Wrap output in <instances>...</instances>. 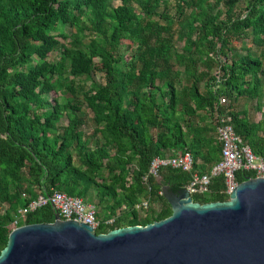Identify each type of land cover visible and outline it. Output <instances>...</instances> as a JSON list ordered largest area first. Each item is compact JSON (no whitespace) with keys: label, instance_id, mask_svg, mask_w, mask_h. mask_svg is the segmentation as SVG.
Returning <instances> with one entry per match:
<instances>
[{"label":"trees","instance_id":"1","mask_svg":"<svg viewBox=\"0 0 264 264\" xmlns=\"http://www.w3.org/2000/svg\"><path fill=\"white\" fill-rule=\"evenodd\" d=\"M117 1L0 0V252L17 210L35 192L86 200L94 191L102 219L122 207L95 235L167 218L160 182L170 193L183 191L189 175L166 167L152 178L150 161L179 149L202 173L219 158L205 130L184 142L180 107L187 117L210 118L223 96L234 134L264 158V118L249 121L237 103L264 106V0L242 9L238 0ZM173 26L183 39L178 51ZM121 40L129 42L131 62L118 71ZM251 176L239 171L234 180ZM223 191L222 177L213 178L191 202H226ZM146 198L147 214H129ZM53 214L46 205L19 225L51 223Z\"/></svg>","mask_w":264,"mask_h":264},{"label":"water","instance_id":"2","mask_svg":"<svg viewBox=\"0 0 264 264\" xmlns=\"http://www.w3.org/2000/svg\"><path fill=\"white\" fill-rule=\"evenodd\" d=\"M160 185L171 211L161 221L95 235L54 213L51 223L11 230L0 264H264V179L204 205Z\"/></svg>","mask_w":264,"mask_h":264},{"label":"built area","instance_id":"3","mask_svg":"<svg viewBox=\"0 0 264 264\" xmlns=\"http://www.w3.org/2000/svg\"><path fill=\"white\" fill-rule=\"evenodd\" d=\"M227 101L221 96L213 104L212 127L214 140L219 146V159L206 172L199 173L193 168V160L188 152H181L172 157H154L148 166L147 175L157 179L160 169L169 167L189 175V181L184 187L188 196L207 192L209 181L216 177H222L224 191L228 197L237 186L234 174L239 171L250 173L248 179H264V158L254 155L240 137L234 134L230 118L226 110ZM98 182V181H97ZM22 198H27L21 194ZM148 199H141L139 203L131 207L129 214L134 211L138 216L146 211ZM49 205L53 213L57 214L60 221H73L91 228L92 232L100 227L111 226L121 215L122 207L109 212L107 218L102 219L97 201L82 200L77 197H69L53 191L48 195L35 192V196L25 207L16 212L14 220L9 224L10 231L23 223L25 216L37 209ZM130 217V215H129Z\"/></svg>","mask_w":264,"mask_h":264},{"label":"rangeland","instance_id":"4","mask_svg":"<svg viewBox=\"0 0 264 264\" xmlns=\"http://www.w3.org/2000/svg\"><path fill=\"white\" fill-rule=\"evenodd\" d=\"M168 0H166L167 2ZM247 0H238V7L240 9L243 8L244 6V3L246 2ZM112 4L113 5H117L118 4V1L117 0H112ZM138 11V10H137ZM62 27L61 26H58L57 27V30H61ZM173 39H172V45H173V48L175 50H180L181 46L183 45L182 42H183V39H181V36L179 34V29L177 28V26H173ZM60 43H63L62 41L59 40ZM234 46H236V44H234ZM238 46V45H237ZM237 50H240V49H237ZM119 53L123 56V60L121 63L115 65V69L118 70V71H121L125 68V64L126 63H130L131 60H130V50H129V42L127 40H121L119 42ZM252 51L254 53L257 54V51L258 49L255 48V47H252ZM215 69H212L211 70V74H214L215 73ZM92 80L94 82H97V83H101L102 82V75L99 74V73H94L92 76H91ZM182 84L180 85H177V87H181ZM199 90L201 91V84L199 85ZM61 95V94H60ZM52 97V94L49 95L47 98L50 99ZM246 109L248 110V117H249V120L251 122H258L260 120H262L264 118V106H261L258 110L256 109V103H254L255 101L254 100H246ZM251 103V104H248V103ZM238 103V102H237ZM237 103L235 104L236 106V109L238 108L237 106ZM82 112L86 115V118L89 119V116H90V113L88 112L87 109H85L84 107H82ZM69 115V113H68ZM89 129L86 128L85 129V135L89 134ZM86 200L87 201H97V198L94 196V191H91L90 195H88L86 197ZM100 209V207H99ZM148 213V212H147ZM145 213V214H147ZM143 214V215H145ZM140 215V214H139ZM142 215V214H141Z\"/></svg>","mask_w":264,"mask_h":264},{"label":"crops","instance_id":"5","mask_svg":"<svg viewBox=\"0 0 264 264\" xmlns=\"http://www.w3.org/2000/svg\"><path fill=\"white\" fill-rule=\"evenodd\" d=\"M246 102L247 101L245 99H239L238 100V104L241 106L239 109L242 110L246 114V116L249 120L248 110L246 109ZM248 104H251V103L249 102ZM191 108H192V106H191ZM177 111L178 112L176 114L178 116V122H179L178 124L182 127L183 140L185 143L189 144L192 141L195 142V140H197V138L199 136L200 130L206 131L204 133L206 139L211 140L214 143H216V141L214 140V133H213V127H212V117H210V118L207 117L203 112H195L194 115H190V117H187L186 115L181 114V107L179 109H177ZM182 120H184V122H182ZM185 123H186V125H184ZM181 152H185V151H182L179 149H173V150L166 151V152L162 153L159 157H172V156H176V155L180 154ZM212 165H210L209 168Z\"/></svg>","mask_w":264,"mask_h":264}]
</instances>
